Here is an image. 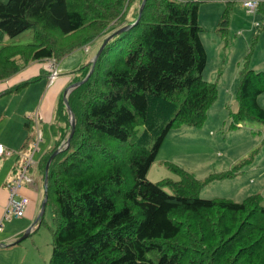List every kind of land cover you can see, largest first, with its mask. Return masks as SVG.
Returning a JSON list of instances; mask_svg holds the SVG:
<instances>
[{
    "label": "trees",
    "instance_id": "obj_1",
    "mask_svg": "<svg viewBox=\"0 0 264 264\" xmlns=\"http://www.w3.org/2000/svg\"><path fill=\"white\" fill-rule=\"evenodd\" d=\"M143 1H0V44L33 33L30 44L0 49V83L35 63L55 59L59 65L130 26L109 41L89 79L68 95L75 118L69 146L72 124L64 93L57 103L56 143L39 164L45 182L47 163L61 149L48 173L46 211L53 223L45 212L34 230L46 226L52 234L48 264H264V196L253 194L243 202L200 197L210 183L235 178L236 171L200 180L166 163L178 182L148 179L169 133L203 127L219 97L218 83L204 78L208 55L200 5L225 2L217 33L226 38L235 0H147L140 17ZM258 11L264 22V0ZM92 69L93 61L82 65L72 84ZM50 76L42 69L0 99L43 78L50 83ZM263 94L264 71L252 69L247 57L234 119L264 124L258 102ZM24 126L28 137L21 150L37 141L33 123Z\"/></svg>",
    "mask_w": 264,
    "mask_h": 264
},
{
    "label": "rangeland",
    "instance_id": "obj_2",
    "mask_svg": "<svg viewBox=\"0 0 264 264\" xmlns=\"http://www.w3.org/2000/svg\"><path fill=\"white\" fill-rule=\"evenodd\" d=\"M0 1L8 3L10 0ZM251 1L260 2L263 0ZM245 2V0H235L229 33L226 38L217 33L220 19L225 10V2L200 5L199 21L205 30L201 34V39L208 55L204 78L209 82L218 83L219 97L209 110L205 125L201 128L192 127L191 130L195 132V135L189 133L188 128H191L189 126L172 130L157 162L148 174V179L152 182L158 183L168 179L175 182L180 180L178 175L166 167L167 162L164 159L168 158L174 159V161L168 162L192 174L195 172L194 176L200 180L214 174L237 172L235 178L210 183L200 192L202 199L226 198L235 202H243L253 194L264 196V124L250 121L239 122L233 116L239 109L236 96L240 71L243 69L246 58L249 57L252 69L264 71L263 15L259 11L249 12L243 6ZM134 12L133 9L128 15L131 16ZM103 41L104 39L97 41L94 45H87L61 61L58 65L60 75L79 68L83 63L92 62L102 48ZM32 42L33 33L26 31L13 39L7 37L4 43L0 44V49L9 44H30ZM48 62L45 63V66ZM45 68L47 72L51 73L47 67ZM44 82L47 84V81ZM40 86V83L35 84L23 89L18 94L4 96L0 99V134L12 131L19 124L23 126L26 111L32 110L41 97L43 88L41 89ZM258 102L264 108V94L259 97ZM143 132L144 128L140 127L139 135ZM39 134L42 141L40 140L38 151L34 157L35 166L33 169L31 168V177L39 185L42 199H44V180L42 175L40 178L35 173L36 165H39L38 162L45 153L42 132H38L37 136ZM194 139L197 141L195 142ZM11 140L17 142V139L12 138ZM8 150L14 152V155L0 160V184L3 185L9 181L11 176L20 173L17 165L20 163L18 153L21 149L11 148ZM246 160L250 161L242 166ZM166 191L171 192L168 188ZM45 219L47 223H53L50 209H47ZM26 241L29 243L37 241L44 256L52 250V234L46 226Z\"/></svg>",
    "mask_w": 264,
    "mask_h": 264
},
{
    "label": "crops",
    "instance_id": "obj_3",
    "mask_svg": "<svg viewBox=\"0 0 264 264\" xmlns=\"http://www.w3.org/2000/svg\"><path fill=\"white\" fill-rule=\"evenodd\" d=\"M84 64L86 63H83L82 65ZM45 67H47L45 66V64H40V63H35L29 66L28 68H26L19 74L15 75L13 78L9 79L5 83H0V93L7 90L8 88L14 87L18 84H21L25 81H28L32 78L39 76L41 74V70L46 69ZM79 68L70 70V72H67L66 74L63 75H60L59 72V77L52 86H50L48 78H43L40 81L25 87V89H27L29 86H33L35 84L40 83L41 89L43 88L41 91V97L38 99L36 106L33 107L32 110L26 111L24 122L27 123V121H31L34 127L36 128L35 129L36 133L38 134V132L40 131L42 132V137L44 142L43 151L45 152L44 155L48 151H50L52 146H54V144L56 143L57 136L54 134L53 124L56 121L55 111H56L58 99L66 91V89L73 83L75 77L78 75L74 72H76V70ZM63 72H65V69H63ZM44 81H47V84H45ZM20 120L22 122L23 119L21 118ZM25 123L23 124V126L21 124L15 126L12 131L9 130L6 134H0V145H2L6 149H11V148L22 149L28 137V132L24 126ZM188 129L190 131L189 133L191 134L195 133L192 132L191 130L192 127ZM12 138L17 139V142L11 140ZM194 141L196 142L197 139H194ZM163 146L161 147L160 152L162 151ZM30 151L31 148L29 147L20 150V152L18 153L19 154L18 158L21 163L17 165L19 172L24 164L25 157L30 153ZM160 152L158 156L160 155ZM5 158H10V157H5ZM164 161L167 163H171L172 161H174V159L166 158L164 159ZM38 163L40 164V161ZM34 166L32 167V169L34 168ZM32 169L29 170L28 172L30 177H31ZM35 173L37 176L41 178L40 167L38 164L36 165ZM193 173L195 174V172ZM17 174L13 175V177L11 176V178L8 179L9 181H6L4 185L0 184V264H48L52 256V250L49 253L47 252V254H45L44 256L42 255V250L37 241L29 243L26 241L27 240L26 239L20 243H17V241L22 238V236L26 233V231L29 228H31V226L33 225V223L35 222V220L37 219V217L41 212V207L44 199H42V194L40 193V187L36 183L35 179L31 177L33 183L24 184V187L20 190V195L27 197L31 202L25 216L21 219L12 218L10 220H5V214L9 201L8 185L17 176ZM36 227H34L29 237L33 236L36 233V232L34 233Z\"/></svg>",
    "mask_w": 264,
    "mask_h": 264
},
{
    "label": "built area",
    "instance_id": "obj_4",
    "mask_svg": "<svg viewBox=\"0 0 264 264\" xmlns=\"http://www.w3.org/2000/svg\"><path fill=\"white\" fill-rule=\"evenodd\" d=\"M260 2L259 1H246L244 7L249 10L251 13L258 11ZM47 68L51 71L50 76V86H52L59 77V68L55 59H52L47 64ZM41 140V135L37 136V141L31 147L30 153L25 157L24 165L22 166L20 173L12 180L8 185L9 191V201L8 207L5 214V220L21 219L25 216L27 209L30 206V200L27 197L20 195V190L24 187V184H32L33 180L29 176V170L35 165L34 156L38 151L39 142ZM14 155V152L4 148L0 145V160L5 157H11Z\"/></svg>",
    "mask_w": 264,
    "mask_h": 264
},
{
    "label": "water",
    "instance_id": "obj_5",
    "mask_svg": "<svg viewBox=\"0 0 264 264\" xmlns=\"http://www.w3.org/2000/svg\"><path fill=\"white\" fill-rule=\"evenodd\" d=\"M146 3H147V0H144V1H143V4H142V6H141V9H140V17H141V15H142V13H143V10H144V7H145ZM128 29H130V26H128V27H124V28L120 29L119 31H117L114 35L110 36V37H109V38L103 43L102 48L100 49V51H99V53L97 54V56L94 58V60H93V69H92L91 72L88 74V76L85 78V80H83V81L80 82V83L72 84V85H70V86L66 89V91H65V93H64V100H65V102H66V104H67L68 111H69L70 114H71V124H72V133H71L70 138L68 139V141H67V143H66L67 146H69L70 141H71V139H72V137H73V134H74V132H75V118H74V116H73L72 113H71V108H70L69 103H68V101H67L68 95L71 93V91H72L73 89L79 87L80 85H82L83 83H85V82L89 79V77H90L91 74L93 73L94 66H95L96 63H97V60H98L99 57L101 56V54H102L104 48H105L106 45L109 43V41L112 40L116 35H120V34H122L123 32L127 31ZM60 150H61V149H59V150H57V151L54 152V154L50 157V159H49V161H48V163H47V166H46V170H45V183H44L45 194H44V200H43L42 207H41V212H40L39 216L37 217V219L35 220V222L33 223V225L31 226V228H29V229L26 231V233L22 236L21 239H19V240L17 241V243H20V242H22V241L28 239L29 236L31 235V233H32V231H33V229H34V227H36V226L39 224L41 218L45 215L46 207H47V202H48V199H49V195H48V182H49L48 173H49V169H50V165H51L52 161H53V160L55 159V157L58 155V153L60 152Z\"/></svg>",
    "mask_w": 264,
    "mask_h": 264
}]
</instances>
